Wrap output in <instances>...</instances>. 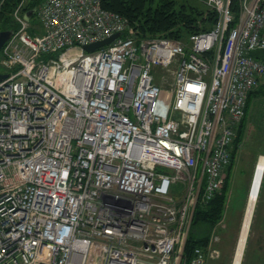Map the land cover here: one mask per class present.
I'll list each match as a JSON object with an SVG mask.
<instances>
[{"label":"built area","instance_id":"1","mask_svg":"<svg viewBox=\"0 0 264 264\" xmlns=\"http://www.w3.org/2000/svg\"><path fill=\"white\" fill-rule=\"evenodd\" d=\"M25 1L0 49V264L181 262L264 82V0H205L217 20L188 42L139 37L101 0H42L30 32Z\"/></svg>","mask_w":264,"mask_h":264},{"label":"trees","instance_id":"2","mask_svg":"<svg viewBox=\"0 0 264 264\" xmlns=\"http://www.w3.org/2000/svg\"><path fill=\"white\" fill-rule=\"evenodd\" d=\"M42 0H26L23 11H31ZM20 0H3L0 5V30L10 29L15 31L19 24L14 19L12 12ZM102 7L115 11L125 16L130 24L134 25L139 37H169L183 42H188L190 34L210 30L217 20V13L209 7L202 9L195 5L178 2L177 0H101ZM232 8L237 11V1L233 0ZM30 29L33 32L38 21L34 14L30 17ZM253 56L264 61V49L256 50ZM264 95V83L250 91L247 96L246 115L236 130V136L231 148V162L226 169V178L221 188L207 204L197 203L190 229L183 247L181 264H189L197 247L204 248L209 242L208 235L195 236L192 232L204 225L202 232H210L221 218L226 204L230 171L234 166L238 149L246 133L250 107L253 98ZM261 95V96H262ZM264 172V171H263ZM260 182L259 195L264 183V174ZM257 201V199H256ZM256 204V202H255ZM207 228V229H206ZM206 229V230H205ZM197 230V229H196Z\"/></svg>","mask_w":264,"mask_h":264},{"label":"rangeland","instance_id":"3","mask_svg":"<svg viewBox=\"0 0 264 264\" xmlns=\"http://www.w3.org/2000/svg\"><path fill=\"white\" fill-rule=\"evenodd\" d=\"M177 1L195 5L200 9L207 7L205 0ZM163 72L166 75H169L166 70H160L157 78H160L161 73ZM168 77L169 80H171V75H169ZM261 95L253 98L250 107L246 133L238 149L235 163L232 168V174L227 193L226 207L221 221H219L217 224V230H221V232H236L234 244L232 246L231 258L228 264H232L233 255L245 214V208L247 206L248 192H250L249 189L252 184L256 163L260 155H264V95ZM245 195L246 198L242 206L241 202ZM196 229L195 231H198ZM202 231L203 230H200V232ZM249 232H264V183L261 189L260 196L257 197V201L254 207L251 224L248 231V237ZM245 249L243 250L240 264H252V261H254L253 264L261 263L260 260L262 254L257 255V253L253 252L251 239L247 247L245 245ZM173 257L174 260L171 262V264L181 263L177 260L176 253Z\"/></svg>","mask_w":264,"mask_h":264},{"label":"crops","instance_id":"4","mask_svg":"<svg viewBox=\"0 0 264 264\" xmlns=\"http://www.w3.org/2000/svg\"><path fill=\"white\" fill-rule=\"evenodd\" d=\"M232 168L230 171V178L232 174ZM229 184H230V181H229ZM228 189H229V186H228ZM245 198H246V195L241 202L242 206L244 204ZM226 201H227V198H226ZM225 207H226V204H225ZM217 224H215L214 227L211 228V230L209 229L210 232H200L201 229L205 228L204 225L198 227L197 228L198 231L192 232L195 236H202V235L209 236V242L207 246L202 248L204 255H205L204 264H228L231 258L232 246L234 244V238L236 236V232H221V230H217ZM250 239L253 245V252L257 253V255L262 254L260 264H264V232H249V237L247 235V239L245 243L246 247ZM212 249L217 250L216 256L210 255V251ZM253 262L254 261H252V264Z\"/></svg>","mask_w":264,"mask_h":264},{"label":"bare ground","instance_id":"5","mask_svg":"<svg viewBox=\"0 0 264 264\" xmlns=\"http://www.w3.org/2000/svg\"><path fill=\"white\" fill-rule=\"evenodd\" d=\"M245 115H246V110L244 112L243 117L241 118V121L245 117ZM240 122L238 123V125L240 124ZM238 125H236L235 130H237ZM235 130L234 132H236ZM263 171H264V155H260L256 163V167H255V171H254V175L252 179V184L249 189L250 192H248L247 206L245 208V214L243 217L241 231L238 236L235 252L233 255L232 264L241 263L243 250L245 247V243H246V239H247V235H248V231L250 228L251 219H252V215H253V211L255 207V202H256V199L258 197V193L260 190L259 186H260L262 174L264 173Z\"/></svg>","mask_w":264,"mask_h":264},{"label":"water","instance_id":"6","mask_svg":"<svg viewBox=\"0 0 264 264\" xmlns=\"http://www.w3.org/2000/svg\"><path fill=\"white\" fill-rule=\"evenodd\" d=\"M27 17V14L26 16ZM13 34V30L10 29H5V30H0V49L4 42L10 38V36ZM117 36H119V33H114L104 39L97 40L88 44H85L83 46L84 50L86 52H93L98 48H101L109 43H111ZM7 76L6 73H0V81L4 79ZM42 264V263H41Z\"/></svg>","mask_w":264,"mask_h":264}]
</instances>
